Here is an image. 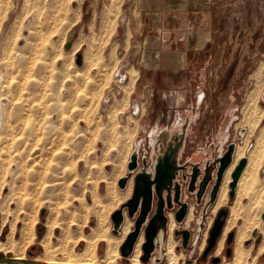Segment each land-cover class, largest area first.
<instances>
[{
    "label": "rangeland",
    "instance_id": "rangeland-1",
    "mask_svg": "<svg viewBox=\"0 0 264 264\" xmlns=\"http://www.w3.org/2000/svg\"><path fill=\"white\" fill-rule=\"evenodd\" d=\"M124 2L0 0V36L5 27H11L6 36L10 42L7 40L2 45L0 55L4 76V80H0V115L9 111L3 120L9 114L13 122L8 131L0 134V239L6 240L11 223L16 225L14 236L18 239L22 219L38 213L36 238L25 252L29 261L37 259L40 263L44 260L38 242L46 233L45 223L49 217L59 218L64 225L70 224L75 233L79 226H83L84 233L90 231L95 216L90 213L86 227L83 225L84 214L78 203L82 200L81 195H85L87 204L91 203L96 183L97 190L104 195L106 184L99 182L100 178L104 174L110 179L117 174L120 176L122 170L116 173L115 168H121L122 164H119L125 158L127 162L133 145L137 147L141 167L144 158L149 162V157L161 150L162 137L159 135L153 138V144L143 133L135 140L139 123L138 114L132 110L134 103L140 104L141 114L150 104L153 110L148 112L150 115H154L155 109L165 115L169 106H176L178 113L191 118L193 128L183 158L199 153L206 154L211 160L221 156L230 144L242 145L248 136V117L244 116L242 107L250 91L261 89L256 104L259 108L264 106V0H220L213 41L194 58L188 69L177 74L156 72L155 75L153 65L140 61L141 49L133 46L135 42H131L129 30L124 32ZM56 55H60L58 59ZM143 67L150 71L145 73L138 86H147L148 92L141 96L140 90H136L132 97L134 101H131L132 91L125 94L121 87L128 81V76L137 73L138 77V71ZM112 114L116 119H112ZM263 123L260 121L259 126ZM110 125L118 128L120 133L124 132V126L126 130L134 126L136 133L131 145L127 146L128 135L119 140L116 129ZM257 130L248 139L244 157L251 149ZM141 138L144 141L138 146L137 141ZM113 145L115 150L110 148ZM92 163L95 169H91ZM213 166L216 167L215 162L209 164L211 171ZM263 173L261 170L260 175ZM213 182L201 197L196 196L197 188L189 191L188 182L182 183L181 202L192 207L193 219L187 228L175 222L172 237L176 242L175 251L183 255L179 260L183 264L212 263L211 252L204 261L200 260L208 232L217 212L226 208L229 214V206L234 200L228 196L227 203L213 213L215 202L209 203ZM116 189L119 190L118 186ZM122 202L115 203L117 206L113 205L114 209L108 214L111 234L110 216ZM177 209L178 205L173 204L172 209H166L165 216L172 213L175 221ZM72 220L75 225L71 224ZM241 221L238 219L229 232L236 236ZM206 229L205 245L200 250ZM182 230L189 232L186 246H182L181 235L177 234ZM60 232L61 227L54 229V242ZM118 232L116 236H120V230ZM261 239L262 236L253 230L244 241L243 246L250 247V254L243 264L252 263ZM234 245L235 239L232 247ZM104 246L99 242L97 247L99 263ZM82 247L83 243L78 244L75 252ZM156 248L152 252L154 259L161 251L159 246ZM11 256L10 250L0 253V257ZM219 256L223 257L222 264L231 262L232 257L230 260L225 258L223 249ZM55 257L65 258L61 254ZM261 261H264V254L253 264H261ZM165 262L164 258H158L153 264ZM117 264L129 263L121 256Z\"/></svg>",
    "mask_w": 264,
    "mask_h": 264
},
{
    "label": "bare ground",
    "instance_id": "bare-ground-1",
    "mask_svg": "<svg viewBox=\"0 0 264 264\" xmlns=\"http://www.w3.org/2000/svg\"><path fill=\"white\" fill-rule=\"evenodd\" d=\"M10 23H12V22H10ZM14 23L15 22L13 21V24ZM9 28H11V27L10 26L5 27L1 36H0L1 37L0 38V55L2 54V45H4V43L8 40V39H6V36H7V34H9L8 33ZM14 28H15V26H14ZM19 28H20V26H19ZM65 40H66V38H65ZM64 45H65V42H64L63 46ZM8 46H7V49H8ZM59 56L60 55H56L55 58L58 59ZM112 56L114 58V55H112ZM136 76H137V73L135 75L128 76L129 77L128 81L122 85L121 88L125 94L126 93L129 94L132 91V89L134 87V82H135ZM3 77H4L3 72L0 68V80L3 79ZM64 77L67 78L68 76L66 75ZM260 90L261 89H259V88H255L252 91H250L249 96L246 98L247 100L242 107V110H243L242 112L244 113V116L248 117L246 120V123L249 126V130L247 132L248 136L246 137V139L242 145L235 146L234 152H233L234 160H233V156H232L233 162L231 161L230 165L225 170L224 175H223L224 179H222L223 183L221 182L222 184H220L219 190L217 192V195H216V198L214 201L215 204L213 202V204H214V206L212 208L213 213H216L217 210L221 206H223L227 203L228 191H229V187H228L229 183L228 182H230L229 181L230 180V174L233 171V169L235 168V166L238 164V162L242 158H246V160H247L246 165H245V167H244V169H243V171H242V173L238 179L236 189H235L234 200L232 199L233 201H232L231 205L229 206V214H228V217L226 219V225H225V227H223L224 229L222 230L223 232L221 233L222 235H221L219 242H218V248L215 252L216 254L220 253V250L222 249L224 240H226L225 237H227V235H228L227 233L229 232L230 228L236 224V221L238 219H241L242 224L240 223L241 225L240 226L238 225L239 227L236 230V236H235L236 238H235V245H234V249H233V256H232L231 262L229 264H243L247 261V257H249V254H250V247L245 248L243 246V243L250 236V234L253 230L257 231L258 234H260L262 236V239H261V242L259 243V245L257 247L256 255L254 256L251 264L255 263L258 256L264 254V222H262L264 220L260 219L261 214L264 212V173L262 176L260 175V171L261 170L264 171V123L259 126V122L262 120L264 121V106L259 108V107H257L258 105L256 104ZM115 106H116V104H115ZM112 110H115V109H112ZM8 112L9 111H7V113ZM113 112L115 113V111H113ZM7 113H5V114H7ZM10 113L12 114V111H10ZM109 113H110V111H109ZM5 114H3V116L0 115L1 116L0 134L5 133L6 130L8 131V129H10V127H11V124L13 123L12 120L10 121L9 114L7 115L6 119L3 120V117ZM113 118L116 119L115 116L112 117V119ZM112 119H108V120L113 121L114 119L113 120ZM111 121H108V122H111ZM115 122L116 121H114V123ZM117 124H118V122H117ZM110 126L113 127L112 125H110ZM110 126H109V128H111ZM115 126L113 128L116 129V132H115L116 136H118V138L120 140L121 137L125 138V136L128 135L129 137H126V138H129V140H128L129 144H127V146H130L132 143L133 136L136 133V128L133 126V129L131 127L130 129L127 128V130H126V127L123 125L125 130L123 129L124 132L121 131L122 133H120L118 131L119 129L116 128ZM257 128H258V130L254 135V139H253L251 149H249L247 157H244V152H245L246 147L248 145V139L253 134L255 129H257ZM110 133H112V132H110ZM115 145L117 146L118 144H115ZM115 145H113L114 147L113 146H111V147L109 146V147L112 150H115V147H116ZM117 149H119V148H117ZM133 149L134 150L131 152V154H133V153L137 154V148L135 147ZM128 152H130V149L128 150ZM131 154H130V156H131ZM125 159H124L123 163L121 162L119 164V165L122 164L120 166L121 168H118V167L115 168L116 173L118 172V170H120V171L122 170L120 172L121 173L120 175H122L125 171L124 170V163L126 162ZM95 168H96V166L93 165V163H92L91 169H95ZM117 177H118V174L115 175V178H113V179L108 178L106 174L102 175L100 180L99 179L98 180H99V182H103L106 184L105 194L102 195L97 190L98 188H97V183H96L95 187L93 189V192L91 194V199H92L91 203L87 204L85 202V195L82 193L83 194V195H81L82 200H80V202H78V203L81 204V209H82V212L84 214L83 225H85V227H86V223L88 222L90 213H92L95 216V224L90 227V231L88 233L83 232V230H82L83 226H79L77 233H75V232H73L70 224L69 225L61 224L60 221H58L59 218L57 219L55 217L54 218L49 217L47 219V221L45 223L46 233H45V235H43V237L38 242V244L42 248V252L44 255V257H43L44 260L42 262H40L41 264H117L118 260L121 257L120 252H119V248H120L119 246H121L123 240L125 239L127 234L130 232V228H131V224H132V222L125 216V212H124L123 213L124 220H123V223L119 229L120 230V236H116L119 233L115 235L113 233L111 234L109 231L110 224H109V221L107 220V217H108V214L110 212V209L112 210L113 205H116L121 200H126L129 197L131 190H132V178H130L128 183H127V187H125L126 188L125 191L118 192L116 189V184H115ZM99 182H98V184H99ZM77 199H79V198H77ZM244 199L246 200L245 203H243ZM49 214H50V212H49ZM166 216H167L166 229L164 231L160 230L156 239H155V249L157 246H159L161 249V251L158 255V258H164L166 261L165 264H183L182 263L183 261L179 262V260L183 257V255H182V253H177L175 251L176 242L173 240V237H172V233H173V230L176 228L177 222L174 221L172 213H168V214H166ZM192 219H193L192 207L191 206L189 207V205H188L187 214H186L185 218L183 219V221L181 222L183 228H187L189 226L190 222L192 221ZM22 220H23V222L21 223L22 226L20 227V236L18 239L15 238V236H14L15 228H16L15 223H11V226L9 227L10 228L9 232L7 234V237H6V240L3 241L0 239V253H4L6 250H10V251H12V256L7 257V258H11V259L17 261V262L10 263V264H22L18 261L27 260L25 257V252H26L27 248L31 244L34 243L35 238H36L35 225H36V222L38 220V213H34L29 218L22 219ZM4 222H5V220H4ZM71 224L75 225L74 220L71 221ZM1 225H2L1 226V228H2L4 226V223ZM210 225H211V220L208 224V228L210 227ZM60 227H61L60 235L57 237L56 242H54L52 239L53 231L55 228H60ZM206 235H207V229L204 232L203 241L200 244V250H202L204 245H205ZM165 236H166V239H165ZM143 239H144L143 235L140 234V236L138 237L137 242L133 248V252H132L131 256H129L126 259L129 264H143L140 261V256L142 255L141 246L143 243ZM99 242H103L105 245L103 257H102V259H100L101 260L100 263L98 262V259H97V257H98L97 256V247H98ZM80 243H83L82 249L79 252H75L74 248ZM155 249H154V251H155ZM57 254H61L65 258L59 260V259H57L58 257L57 258L55 257ZM154 258L155 257L152 254L151 259H150L148 264H153L156 260H158V258L157 259H154ZM32 262L37 263L39 261L37 259H33ZM40 263H37V264H40ZM4 264H8V263H4Z\"/></svg>",
    "mask_w": 264,
    "mask_h": 264
},
{
    "label": "crops",
    "instance_id": "crops-1",
    "mask_svg": "<svg viewBox=\"0 0 264 264\" xmlns=\"http://www.w3.org/2000/svg\"><path fill=\"white\" fill-rule=\"evenodd\" d=\"M219 2L220 0H125L123 4L125 7L123 8V14L125 15L123 21L124 32L126 29L129 30L131 42H135L133 46L136 45L141 49L140 61L153 65L154 68L152 70L154 75L156 72L177 74L188 69L189 64L194 58L199 56L203 49L213 41V35L217 31V23L219 21ZM147 71H150V69L145 67L139 69L138 77L136 76V83H134L135 85L130 95L131 101H134L132 97L136 95V90H140L139 94H142L141 96L148 92L147 86H138V82L142 78H145ZM149 107L150 104L145 107L144 112L141 114L140 104L134 103L132 105V110L138 114L139 123L135 140H138L142 133L148 136L147 138L150 139V143L152 144L154 141L153 138L156 135L162 137L159 153L153 154L151 158L149 157V160H151L149 162L144 158L147 163L146 172L152 173L156 158L166 150L168 142L174 141L175 139L179 140L180 136H183L182 144L176 155V163L178 166H184L185 170L179 171L175 180L181 184L182 189V183L188 182L193 168H197L200 171L195 183V188H197L203 177L205 168L207 166L209 167V164L216 162L218 157L216 160H211L206 154L193 153L191 157L184 159L183 155H185V151L189 146L193 130L191 118L188 115L183 117L182 114L177 112L176 106H169L165 115L161 113L162 111L160 109H155L154 115H150L148 112L152 109ZM159 128L161 129L159 130ZM143 141L141 138L137 141V145L140 146ZM133 148H135L134 145ZM130 154L126 162V167L130 159ZM141 170L142 167L139 164L138 158V167L132 173L131 177L132 190L133 178ZM126 173L128 174L127 168L123 175L117 177L116 187L118 180L123 178ZM211 173L214 179L215 169ZM182 175H187L185 182L183 179H179L180 177L182 178ZM125 189L121 190L119 188L118 192L125 191ZM131 194L126 200H123L120 204L121 206L131 198ZM163 197H165V193H163ZM156 201L157 198L153 195L151 211L148 213L145 222L141 225L139 232V236L142 234L143 238L146 225L155 212ZM124 212H126L125 216L128 217L126 209H123ZM137 215L138 211L134 213L132 218L128 217L132 222L130 232L134 228ZM144 242L145 239H143Z\"/></svg>",
    "mask_w": 264,
    "mask_h": 264
},
{
    "label": "water",
    "instance_id": "water-1",
    "mask_svg": "<svg viewBox=\"0 0 264 264\" xmlns=\"http://www.w3.org/2000/svg\"><path fill=\"white\" fill-rule=\"evenodd\" d=\"M182 140L183 136H180L179 140L175 139L174 141L168 142L166 150L162 153V155L156 158L152 173L146 172L147 163L145 160H143L142 170L133 178V190L131 198L125 204L120 206L118 210H115L110 216L112 221L111 232L113 234H118V231L124 220L123 209H126L129 218H132L134 213L138 211L132 232L127 235L126 239L119 248L120 255L125 259L131 256L139 236L141 225L145 222L148 213L151 211L153 195L156 196L157 201L155 204V212L148 221L145 228V242L141 246L142 255L140 256V261L143 264H147V262L151 259V254L155 249V239L159 231H164L166 229L167 217L165 216V209H172L173 204L178 205V209L174 213V218L177 223H181L187 214L188 205L187 203L181 202V184L175 180L179 171L185 170L184 166H178L176 163V155L179 147L182 144ZM234 148L235 145L230 144L226 151L217 158L215 162L217 166L214 167V179L209 167L207 166L205 168L203 177L197 186V197H201L206 191L210 182L214 181L209 194V203H213L215 201L224 172L232 161ZM246 161V158H242L230 174L228 196L231 199H233L235 196L236 185L246 165ZM137 167L138 155L133 153L131 154L129 162L127 163V176H124L117 182V186L121 190L125 189L129 179L132 177V173L137 169ZM199 172V169L193 168L192 174L189 175V191H193L195 189V183L197 181ZM186 178L187 175H182L184 182L186 181ZM163 193H165V197H163ZM227 215L228 210L226 208L220 209L217 212L212 227L208 232L206 246L203 250L200 260L204 261L207 254L214 248L217 239L221 236ZM261 219L264 220V212L261 214ZM177 234L181 235L182 246H186L189 241V232L187 230H182ZM232 236L233 232H230L227 236V244L231 242ZM230 255L231 249L228 248L226 250V256L229 257ZM218 261V258L211 259L212 264H216ZM14 262L17 261L11 258L0 257V264H10ZM18 262L22 264H37L29 260H21Z\"/></svg>",
    "mask_w": 264,
    "mask_h": 264
},
{
    "label": "flooded vegetation",
    "instance_id": "flooded-vegetation-1",
    "mask_svg": "<svg viewBox=\"0 0 264 264\" xmlns=\"http://www.w3.org/2000/svg\"><path fill=\"white\" fill-rule=\"evenodd\" d=\"M233 160H234V156H233ZM233 162V161H232ZM215 178V177H214ZM223 179H224V177H223ZM223 183V182H222ZM228 216V215H227ZM225 227V226H224ZM224 229V228H223ZM223 232V231H222ZM232 232V231H231ZM230 233V232H229ZM222 235V234H221ZM221 237V236H220ZM220 237L217 239V241H216V243H215V246H214V248L210 251L211 252V256H212V258L211 259H213V258H218L219 259V261L216 263V264H222V262H223V257H221V256H219V254L220 253H218V254H216L215 252H216V250H217V248H218V242H219V239H220ZM235 237V234H234V232H233V236H232V239H231V242L229 243V244H227V238H226V240H225V243H224V247L222 248L223 249V251H224V255L226 256V250L228 249V248H230L231 249V255L229 256V257H225V258H228L229 260L231 259V257L233 256L232 255V253H233V249H234V247H232L233 246V242H234V238ZM214 251V252H213ZM210 252L207 254V256L208 255H210ZM213 252V253H212ZM206 256V257H207ZM262 262V261H261ZM264 263V261L261 263V264H263ZM212 264V263H211ZM229 264V263H228Z\"/></svg>",
    "mask_w": 264,
    "mask_h": 264
}]
</instances>
